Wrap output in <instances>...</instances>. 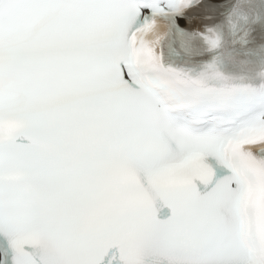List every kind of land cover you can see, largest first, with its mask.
<instances>
[{
    "label": "snow or ice",
    "instance_id": "1",
    "mask_svg": "<svg viewBox=\"0 0 264 264\" xmlns=\"http://www.w3.org/2000/svg\"><path fill=\"white\" fill-rule=\"evenodd\" d=\"M0 264H264V0H0Z\"/></svg>",
    "mask_w": 264,
    "mask_h": 264
}]
</instances>
